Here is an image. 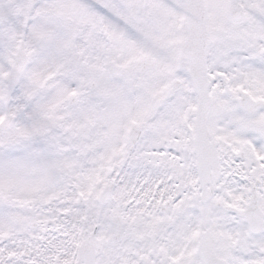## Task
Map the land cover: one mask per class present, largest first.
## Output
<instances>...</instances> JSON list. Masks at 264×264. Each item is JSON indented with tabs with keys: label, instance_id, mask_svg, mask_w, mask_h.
I'll return each mask as SVG.
<instances>
[{
	"label": "snow or ice",
	"instance_id": "snow-or-ice-1",
	"mask_svg": "<svg viewBox=\"0 0 264 264\" xmlns=\"http://www.w3.org/2000/svg\"><path fill=\"white\" fill-rule=\"evenodd\" d=\"M0 264H264V0H0Z\"/></svg>",
	"mask_w": 264,
	"mask_h": 264
}]
</instances>
